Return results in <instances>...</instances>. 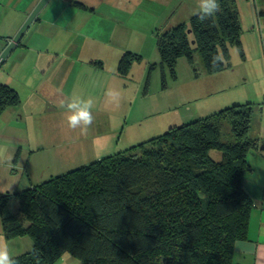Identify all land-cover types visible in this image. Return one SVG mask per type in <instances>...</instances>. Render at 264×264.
I'll return each instance as SVG.
<instances>
[{
    "label": "trees",
    "instance_id": "1",
    "mask_svg": "<svg viewBox=\"0 0 264 264\" xmlns=\"http://www.w3.org/2000/svg\"><path fill=\"white\" fill-rule=\"evenodd\" d=\"M218 2L214 16L201 20L199 11L157 33L161 62L172 71L181 56L194 63L195 51L209 73L229 65L230 46L243 53L236 1ZM141 58L125 51L118 73L127 75ZM20 101L0 82V113ZM254 109L231 104L14 192V211L10 193L2 194L3 235H29L33 243L14 259L37 264L38 249L39 264H55L66 252L80 264H235L234 245L246 237L253 208L243 178L258 146L250 134Z\"/></svg>",
    "mask_w": 264,
    "mask_h": 264
},
{
    "label": "rangeland",
    "instance_id": "2",
    "mask_svg": "<svg viewBox=\"0 0 264 264\" xmlns=\"http://www.w3.org/2000/svg\"><path fill=\"white\" fill-rule=\"evenodd\" d=\"M235 1L241 19L243 53L236 46H231L229 61L232 65L212 73L205 70L197 51L194 52V63L181 56L173 71L162 63L154 35L162 20L155 25L153 17H148L144 11L136 12L138 25L134 27L137 30L134 29L135 34L132 25L115 26L114 39L103 45L99 53L102 57H98L104 61L103 72H100L103 82L98 89L97 85H83L81 100L76 99L81 102L97 98L92 103L94 119L86 135H81L79 128L68 127L70 110L60 113L61 116L43 115L47 98L42 96L40 89L29 98L28 87L37 84L41 70L29 74V59L23 60L20 50L11 52L0 70V80L15 86L21 101L18 108L13 106L0 113V196L10 193L8 209H17L18 198L14 192L147 140L172 125L184 124L215 112L234 95L239 96L241 91L259 100L257 96H260L264 85V19H261L264 12L260 14L259 23L261 0ZM191 7L188 2L184 3L175 16L167 20L169 23L180 19L188 21ZM114 13L115 18L124 21L120 10L116 9ZM104 24L105 29H110L108 23ZM50 30L42 25L39 34H48ZM125 45L140 52L142 58L134 61L129 73L122 76L115 72L116 51L122 52ZM73 47L65 48L69 51L67 55ZM81 51L88 55L98 54L96 44L82 45ZM17 63H21V68ZM109 92L115 95H108ZM33 102L40 106L34 107ZM34 108H40L39 113L32 111ZM9 109H20L23 118L9 115ZM222 129L227 133L223 138H229L228 124L224 123ZM210 154L215 160L221 158L217 150H211ZM0 237L6 240L12 256L32 248L29 235L5 238L1 220ZM78 261L66 252L55 264H79Z\"/></svg>",
    "mask_w": 264,
    "mask_h": 264
},
{
    "label": "crops",
    "instance_id": "3",
    "mask_svg": "<svg viewBox=\"0 0 264 264\" xmlns=\"http://www.w3.org/2000/svg\"><path fill=\"white\" fill-rule=\"evenodd\" d=\"M37 2L38 0H0V52L12 39ZM186 2L192 6L190 16L201 11L202 0H49L29 24L8 55L13 51L20 50L22 59L25 61L29 59L30 61L31 71L29 74H34L38 69L41 70L37 84L28 85L30 87L29 98H32L39 89L42 90V96L47 98L43 115H60V113L63 114L62 112L68 111V104L81 100L84 91L83 85H97L98 89V85L103 82L101 78L103 75L100 72H103L104 61L98 57H102L100 52L103 50V45L114 39L115 26L119 24L122 26L132 25V32L135 34L134 32L137 30L134 27L138 25L135 20L136 12L144 11L148 17H153L155 25L162 20V24L155 30L154 35L157 38V33L165 30V27L168 26L167 28H169L179 22L186 21L179 18L180 20L177 22L173 20L169 23L167 20L175 16L176 12ZM260 7L259 15L264 12V1L262 0ZM116 9L123 13L124 21L115 18L114 10ZM261 16L256 15L258 22ZM261 19H264V15ZM104 22L109 24L110 29H105ZM42 25L51 28L48 34H39ZM57 39L60 43L57 42ZM87 44L89 46L96 44L98 54L83 53L81 47ZM69 46L74 47L70 55H67L69 51L65 48ZM127 47L125 45L122 52L117 49V55L115 52L117 59L115 72L117 74H119L117 71L118 61L125 51L142 55L140 52ZM227 60L230 67L232 63L229 61V54ZM3 63L0 65V70L4 65ZM17 66L21 68V63H17ZM27 78L28 76L25 82H27ZM2 83L7 84L8 82L3 81ZM262 86L260 96H257L259 100L262 99L260 103H255L259 101L254 98L255 96L241 91L239 96L234 95L233 98L222 104L224 106L218 109L234 103H255L250 134L258 140V146L248 154L250 169L245 172L243 178V186L253 200V208L246 237L236 241L240 243V248L234 247L233 259L235 264H264V149L259 148L264 140V85ZM13 88L18 92L15 86ZM93 100L96 101L97 98L92 99V103ZM33 103L34 107L40 106L37 102ZM61 103H64L65 107H61ZM19 104L16 105L17 108ZM11 107L13 106L7 108ZM39 109L34 108L32 111L36 110L39 113ZM19 110L9 109L8 112L9 115L14 114L18 118H23L24 115ZM29 113L33 114L32 112Z\"/></svg>",
    "mask_w": 264,
    "mask_h": 264
},
{
    "label": "clouds",
    "instance_id": "4",
    "mask_svg": "<svg viewBox=\"0 0 264 264\" xmlns=\"http://www.w3.org/2000/svg\"><path fill=\"white\" fill-rule=\"evenodd\" d=\"M221 7L218 0H202L201 12L203 15H199L201 20H205L214 16L220 12ZM221 60L223 59L220 56ZM215 59V57H214ZM108 95H115V93L109 92ZM80 103L83 106H80ZM80 103L73 102L67 105L68 110L71 111V115L67 116L68 127L71 129H80L81 135H86L89 127L93 123V116L91 114L92 101H81ZM61 107H65L64 103H61ZM234 247L240 248V243L236 242ZM33 256L37 258V264H39V250L34 249ZM0 264H18L17 260L12 256L9 245L3 237H0Z\"/></svg>",
    "mask_w": 264,
    "mask_h": 264
},
{
    "label": "water",
    "instance_id": "5",
    "mask_svg": "<svg viewBox=\"0 0 264 264\" xmlns=\"http://www.w3.org/2000/svg\"><path fill=\"white\" fill-rule=\"evenodd\" d=\"M49 0H38L34 8L30 11L22 25L13 35L12 39L8 42V44L4 47V49L0 52V65L3 63L5 58L7 57L8 53L11 49L15 46V44L19 41V39L24 34L25 30L28 28L29 24L33 21L36 17L38 12L46 5ZM260 149H264V140L262 141L261 145L259 146Z\"/></svg>",
    "mask_w": 264,
    "mask_h": 264
}]
</instances>
